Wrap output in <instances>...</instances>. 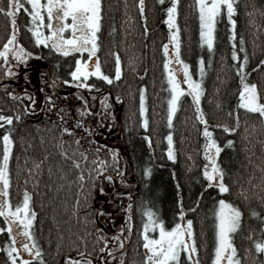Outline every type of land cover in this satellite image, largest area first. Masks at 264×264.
Segmentation results:
<instances>
[{"label":"trees","instance_id":"trees-1","mask_svg":"<svg viewBox=\"0 0 264 264\" xmlns=\"http://www.w3.org/2000/svg\"><path fill=\"white\" fill-rule=\"evenodd\" d=\"M22 2L29 9L26 0ZM170 2L143 0L141 14L139 0H101L95 56L111 82L89 75L71 84H90L91 88L71 86L57 92L48 86L51 99L39 111L27 109L18 91L21 85L5 80L0 57V115L13 117L11 124L0 120V137L8 131L13 141L7 200L14 208L23 204L27 193L28 208L35 214L30 231L40 249L39 258L29 255L28 264H72L73 260L97 264L106 254L101 251L105 241L116 238L112 232L120 229L125 242L118 253H123L120 264H145V208L152 209L166 227L181 219L191 220L196 252L191 259L180 256L178 264H210L219 199L241 212L240 225L231 234L239 264H263L255 243L264 236V127L257 114L239 107L238 99L243 75L246 83L256 85L259 100L264 102V0H233L234 25L221 11L211 49L198 37L195 0H177L174 29L179 57L193 68L202 61L198 106L204 122L188 92L181 93L168 120L170 95L163 45L170 42L174 31L166 23ZM0 7L6 8L7 0H0ZM31 27L29 15L21 8L15 14L16 39L25 54L32 53L25 65H38L49 78L60 81L62 60L51 46L35 44ZM12 32L10 18L0 13V48ZM233 50L237 60L232 59ZM240 63H244L242 72ZM141 88L145 119L140 112ZM205 127L221 149L216 159L228 186L224 193L209 186L203 175ZM225 127L234 131H225ZM3 147L0 139V157ZM103 202L115 207L98 206ZM181 209L183 218L178 215ZM10 243L8 232L1 231L0 264L10 262L6 250ZM110 247L115 251V246Z\"/></svg>","mask_w":264,"mask_h":264},{"label":"snow or ice","instance_id":"snow-or-ice-1","mask_svg":"<svg viewBox=\"0 0 264 264\" xmlns=\"http://www.w3.org/2000/svg\"><path fill=\"white\" fill-rule=\"evenodd\" d=\"M27 4L31 6V9L24 7L22 0H7V7H0V13L6 14L12 23L13 32L8 36L7 42L3 45V48H0V57L4 58L5 62V74L12 75L11 65L8 63V55L10 51V46L13 44L17 45L18 51H12L11 54L17 61H25L28 59V56L32 53L25 54V49L23 46L18 44L16 39V30H15V14L21 8H24V11L31 17V21L35 24L34 27H31L29 30L34 38L35 44L37 46L43 44L45 47L51 43V47L58 53H61L65 56L73 52L79 53H88V59H91L98 48L96 43L97 41V31L99 29L100 21V10H101V0H27ZM140 11L143 13V0H139ZM196 5L199 9V20H200V36L201 43L205 42V37H207V46L209 49L213 47V28L215 26V18L221 12L222 6H225L227 9L228 19L230 24H235V21L232 19V15L235 11L233 0H196ZM177 8V0H171L170 6L167 8V19L166 23L168 24L169 29L174 27L175 22V13ZM47 14V24L44 23V13ZM47 28V33L43 32V28ZM70 32V35H65V32ZM178 31V29H177ZM171 38L173 42L177 40V34L175 32L171 33ZM232 37H230L231 39ZM243 40L241 39V51H243ZM168 44L163 45L165 55L168 54ZM173 51H177L176 48ZM232 59L237 60V53L235 50L232 51ZM247 57L245 56V60ZM176 62L183 64V61L179 59V56L176 57ZM264 64V60L261 61ZM75 70L70 73L74 79H79L83 77L85 80L90 74V66L88 65L87 60H82L77 58L75 61ZM202 65V61H201ZM184 68V80L183 83L188 85V94L192 96L194 104L197 105L196 112L202 120V113L199 108V96L201 92L200 82L191 79V76L188 71V66L183 64ZM239 68L242 72L244 68V63H240ZM164 69L168 75L169 86L172 89V98L169 100V112L168 120L171 121L172 113L174 111L175 102L178 96L185 91V89L180 87V82L177 80L173 71H169V61H164ZM120 62L119 57H116V68L115 73L116 77L120 76ZM92 75L101 76L105 81L111 82V77L104 75L97 63L94 70L91 71ZM203 74V73H201ZM68 81H66L67 83ZM241 91H240V100L239 107L244 108L245 110L251 112H258L261 118H264V103H261L258 97V92L256 85L246 83L243 75H241ZM81 87H89L92 85L81 84ZM9 96H13V93H8ZM46 99H51L47 97ZM141 107L140 112L141 116L144 115V90L141 88ZM13 117L12 116H3L0 115V120L5 121L8 124H11ZM16 119H19L17 116ZM202 122H204L202 120ZM206 123V122H205ZM64 132L71 133L70 128H64ZM225 131H234L232 128L225 127ZM204 135L208 137L207 146L205 148V158L208 161L204 166L203 175L206 177L209 182V186H215L218 188L220 193L228 191V186L223 182V170L220 168L216 156L220 152V147L217 145L215 140L211 139L212 133L208 131L207 127L204 129ZM3 141V154L0 157V182H2L3 187L0 188V192L3 193V197L7 196V187L9 184L8 179V161L10 156V149L12 146V139L8 131L3 133V136L0 137ZM169 141V159H172L171 151V133L168 136ZM231 144V141L227 142ZM77 166H79L77 164ZM148 170H145V176H147ZM110 178V177H109ZM80 179H83V176H80ZM0 197V216L5 218V224L7 225V231L10 238V245L6 250L10 249L8 252L9 259L12 264H17V256L21 255L19 249H23L28 252L32 258H39L40 249L34 242L32 233L30 231V226L32 220L30 217L35 214L31 212L28 208V195L25 193V198L22 205H17L13 210L9 205L8 200ZM131 205L129 204L128 210L130 211ZM23 212V215L20 214ZM143 215L147 217V220L144 222V233H146L150 228L154 231L158 230V237H149L146 234H143V247L147 249L145 255V264H172V262H177L178 264V255L183 248L185 252L195 253L196 248L193 245L189 247L185 236L187 239H191L192 230L191 224L192 221L188 220L187 225H182L181 223H175L173 227L166 228L164 222L158 218V215L152 210L145 208L143 210ZM178 215L183 218L184 211L181 209ZM253 216H256V212H252ZM130 220V216L126 217ZM215 236H216V247L214 249L215 256L213 258L212 264H239V258L236 257V249L231 242V233L236 232L240 225L241 212L240 210L227 202L224 199H220L218 202V207L215 211ZM19 220L20 227L16 228V231H13L14 223L13 221ZM129 227L131 225L129 224ZM264 228V225H262ZM4 228H0V231H4ZM20 237V242L17 246V237ZM107 243V241H105ZM123 247V244H121ZM255 248L257 252H264V241H258L255 243ZM35 250V251H34ZM105 249H101L104 251ZM12 253H15L13 255ZM123 255V253H121ZM67 260L72 258L66 257ZM191 259V256H189ZM19 264H28L27 259H21ZM72 264H80L79 261H72ZM90 264V262H88ZM122 264V262H121ZM195 264V262H194Z\"/></svg>","mask_w":264,"mask_h":264},{"label":"rangeland","instance_id":"rangeland-1","mask_svg":"<svg viewBox=\"0 0 264 264\" xmlns=\"http://www.w3.org/2000/svg\"><path fill=\"white\" fill-rule=\"evenodd\" d=\"M27 2V0H26ZM41 2H45V0H41ZM195 7H196V11H197V29H198V37H199V40H201V36H200V20H199V9L196 5V0H195ZM31 9V6L29 5V10ZM221 11H225V14H227V9L225 6H222L221 8ZM219 15V14H218ZM217 15V16H218ZM168 16V15H167ZM216 16V18H217ZM228 16V14L226 15ZM215 18V20H216ZM29 19H30V26L34 27L35 24L31 21V17L29 16ZM44 23L45 25L47 24V14L46 12L44 13ZM100 25V23H99ZM233 25V24H232ZM175 28V22H174V27L172 28L176 33V30L174 29ZM214 30L215 28H213V35H214ZM43 32L46 34L47 33V28L44 27L43 28ZM172 32V33H173ZM65 35H70V32L66 31L65 32ZM205 39V42L202 43L207 49L208 46H207V37L204 38ZM170 42L168 43V54L165 55V60H168L169 61V71H173L174 75L176 76L177 80L180 82V87L185 89L184 92H188V85L187 84H184L183 83V80H184V68H183V64H186L185 62H183V64H179L176 62V57L177 55L179 56V52L178 51H173L174 48L177 49V41L176 42H173L172 38H170L169 40ZM214 39L212 40V43H213ZM19 44V43H18ZM49 46H51V43H49ZM12 51H18L17 49V45L16 44H13L10 46V51H9V55H8V63L11 65V72L13 73L12 75H6L5 77V80H9L10 82H14L15 84H17V86L21 85V87H19V92L22 93V97L24 99V101L27 103V109L29 108L30 110H34V111H39V109H42L45 105V103L47 104L50 100L49 99H46L47 97H50V92H48L45 88L48 87V81L51 83L52 82V85H53V89L56 90L57 92H65L67 88H70L71 86H73L74 88L73 89H80V85L78 87L72 85L71 83L73 82H76V81H79L82 79H84L83 77L79 78V79H74L70 73L72 71L75 70V61L77 58H80L82 60H87L88 61V65L90 66V74L89 75H92L91 74V71L94 70L95 66H96V63H95V59L94 57H96L95 55L91 58V59H88V53H79V52H73V53H70L69 55L65 56L63 54H61V56H59V60L61 59L62 61L60 62L62 65H61V69L62 71H64V74L61 75V80L58 81V80H54V79H47L45 77V74H44V71L42 70V68L38 65H33L34 67H29V65H25V61H17L15 59V57L12 56L11 52ZM4 59V58H3ZM180 60H182L180 57H179ZM69 61V62H68ZM183 61V60H182ZM59 63V62H57ZM70 63V64H69ZM164 63V62H163ZM65 65V66H64ZM188 66V71H189V74L191 76V79L192 80H195V81H199L200 82V88L202 87V80H201V77H202V65H201V62H199L195 68H193V64H186ZM4 66H5V62H4ZM68 66V69H66ZM71 68H70V67ZM164 67V65H163ZM193 68V69H192ZM193 70V72H192ZM58 71L59 68H58ZM164 74H165V82L166 84L168 85V89H169V95H170V98L168 99V108H169V100L172 98V89L171 87L169 86V82H168V75H167V72L165 71L164 69ZM98 77V76H97ZM4 80V81H5ZM66 81H68L66 83ZM19 84V85H18ZM66 88V89H65ZM241 91V89H240ZM183 93V92H182ZM182 94H180L175 102V107H174V110L176 108V104L179 100V97L181 96ZM201 96H202V89H201V92H200V96H199V102L201 100ZM240 100V95H239V99ZM261 102V101H260ZM239 103V101H238ZM261 103H264V102H261ZM140 107H141V104H140ZM244 111L245 109L242 108ZM248 111V110H247ZM168 112H169V109H168ZM175 111H173L174 113ZM251 112V111H249ZM144 113H145V107H144ZM251 113H254V114H257L261 120V123H263V127H264V118H261L259 113L258 112H251ZM143 118H144V115H143ZM145 119V118H144ZM107 136H108V133H104L103 135V139H107ZM205 136V135H204ZM206 137V136H205ZM208 141V137H206ZM212 139V137H211ZM207 146V142L205 144V147ZM208 163V161H207ZM107 186V189H112V186H109L108 184H106ZM3 185H2V182H0V188H2ZM7 191V189H6ZM0 197H3V193L0 192ZM4 199L7 200V196L6 197H3ZM103 200H107V199H104ZM220 200V199H219ZM218 200V202H219ZM107 202V201H105ZM105 202L101 203V205L99 204L98 206H103L105 204ZM218 202L216 204V207H215V211L218 207ZM228 202V201H227ZM10 205V204H9ZM105 205H107V208H110L109 210H112L114 206V204H108L106 203ZM104 205V206H105ZM12 208V207H11ZM123 208V207H122ZM13 210L15 209L12 208ZM108 210V211H109ZM21 216L23 215V212L20 214ZM3 218L2 221L4 222L3 223V228L7 231V225L5 224V218L3 216H0V218ZM32 219V217H30ZM147 220V217L145 218L144 222ZM216 220V218H215ZM261 221H262V224H261V230L263 231V234H264V228H262V225H264V217L261 218ZM144 222L142 224V226L144 225ZM14 223V228H13V231L15 232L16 231V228L17 227H20V222L19 220H15ZM176 223H181L182 225H187V221L186 220H178ZM174 226V225H173ZM171 226V227H173ZM166 227V226H165ZM171 227H166V228H171ZM0 228H2V225H1V222H0ZM143 228V234H146L148 235L149 237H158L159 236V232L158 230L154 231L152 230L151 228L146 232L144 233V227ZM216 231V229H215ZM8 232V231H7ZM1 233V231H0ZM112 233H114V235L116 236V238L119 239V242L116 238H112L110 239L106 244H105V251H106V254H104L101 259H100V262H98L97 264H120V261L122 260L121 259V254L118 255L119 252H121L124 248V238L122 237V235L124 234V232L120 229V230H114ZM215 234V232H214ZM232 234V233H231ZM230 234V235H231ZM143 237V235H142ZM185 239H186V242L188 244L189 247H192L193 246V235L191 237V239H187V236H185ZM262 241V240H261ZM20 242V237L18 236L17 237V246ZM143 243H144V239H143ZM121 244H123V247H121ZM213 247H212V259H211V262L210 264H212V261H213V258L215 256V252H214V249L216 247V236L214 237V241H213ZM234 245V244H233ZM110 246H115V251L114 250H111L112 248ZM110 247V248H108ZM235 249H236V246L234 245ZM144 248V247H143ZM10 250L8 249L7 250V254ZM19 251L21 252V255L20 256H17L16 259H17V264H19V261L21 259H29V253L24 251L23 249H19ZM147 253V249L144 248V255H143V258H144V262H145V255ZM262 253V252H261ZM13 255H15V253H12ZM184 256V257H188L191 256L193 257V253H188V252H185L183 250V248H181L180 252H179V255H178V260L180 258V256ZM236 257H237V254L235 253ZM263 255V253H262ZM10 260V259H9ZM8 264H12L11 260L10 262H8ZM172 264H177V262H172Z\"/></svg>","mask_w":264,"mask_h":264},{"label":"bare ground","instance_id":"bare-ground-1","mask_svg":"<svg viewBox=\"0 0 264 264\" xmlns=\"http://www.w3.org/2000/svg\"><path fill=\"white\" fill-rule=\"evenodd\" d=\"M51 48H52V47H51ZM52 50H53L57 55L61 56V53L56 52L53 48H52ZM94 59H95V63H96V60H97L96 57H94ZM45 74H46V78L49 79V78H48V74H47L46 72H45ZM48 83H49L48 86L52 88V87H53V86H52V83H50L49 81H48Z\"/></svg>","mask_w":264,"mask_h":264},{"label":"water","instance_id":"water-1","mask_svg":"<svg viewBox=\"0 0 264 264\" xmlns=\"http://www.w3.org/2000/svg\"><path fill=\"white\" fill-rule=\"evenodd\" d=\"M263 241H264V238H263ZM263 253V264H264V252H262Z\"/></svg>","mask_w":264,"mask_h":264}]
</instances>
